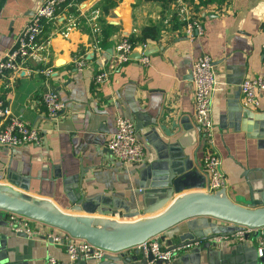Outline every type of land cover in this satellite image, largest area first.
<instances>
[{"label":"crops","instance_id":"obj_1","mask_svg":"<svg viewBox=\"0 0 264 264\" xmlns=\"http://www.w3.org/2000/svg\"><path fill=\"white\" fill-rule=\"evenodd\" d=\"M204 1V2H203ZM42 0H0V55L7 50L32 11ZM57 9L56 17L42 30L49 37L51 75L44 77L39 66L0 80V98L11 116L37 127L38 144L5 147L0 145V183L26 181L27 193L46 198L63 211L70 200L81 197L76 213L118 220L143 216L144 187L158 184L168 147L173 144L191 160L195 180L205 184L200 164L204 143L192 117L190 66L199 55L211 59L216 87L210 99L213 146L221 159L227 195L243 194L245 182L263 178L264 169V91L257 106L240 105L239 83L245 78L264 76L261 48L264 43V0H173L162 3L145 0H73ZM185 3L201 25V33L186 37L176 10ZM77 4V5H76ZM97 8L99 51L92 47V35L81 18L77 28L62 36L55 30L76 14V8ZM152 29L145 38L148 65L137 57L112 67L108 79L98 85L92 76L108 69L113 44L123 36H139L142 28ZM139 43V42H137ZM135 43V44H137ZM134 54L138 49H134ZM83 55L85 66L73 67L72 58ZM54 90L64 103L55 119H48L38 100L42 91ZM132 120L144 160L121 166L105 147L114 130V117ZM149 120L165 127L175 121L179 131L166 136L157 127L142 126ZM175 132V129H172ZM181 137V145L175 144ZM175 194L173 193L172 196ZM264 200V196H263ZM38 224V223H36ZM241 241L233 238V227L208 217L179 222L155 237L163 247L178 237L193 233H221L225 239L198 258L187 257L189 248L175 250L171 264H253L264 262V227ZM60 235L61 230L55 229ZM162 236V240H160ZM211 241V240H210ZM189 247V246H188ZM261 247V255L257 248ZM215 253H217L215 255ZM47 256L59 264H69L63 243L41 236L18 237L0 219V264H45ZM96 260L86 264H94ZM166 264V263H161ZM264 264V263H263Z\"/></svg>","mask_w":264,"mask_h":264},{"label":"built area","instance_id":"obj_2","mask_svg":"<svg viewBox=\"0 0 264 264\" xmlns=\"http://www.w3.org/2000/svg\"><path fill=\"white\" fill-rule=\"evenodd\" d=\"M72 1L42 0L24 22L12 45L0 55V80L10 73L24 70L29 64L38 65V72L46 77L45 79L51 75L52 67L48 64L50 54L49 37L43 39L41 33L43 27L55 19L57 9L64 5L74 4ZM175 12L177 20L184 25L183 32L186 37L191 38L193 35L201 33L199 20L185 3H181ZM99 15L100 12L97 8L83 11L82 8L77 7L76 14L68 16L55 30V33L62 36L67 35L79 26L82 18L88 25L92 35V47L99 51L97 44L100 33L97 24ZM136 48L139 53L137 62L143 67L147 66L149 61L145 42L135 44L129 41L126 36H123L111 48V63L108 69H101L92 76L93 84L98 85L105 82L113 70L112 67H117L131 59L130 53ZM72 64L75 69L81 70L85 66L84 56L77 55L73 57ZM261 65L264 67V43L261 48ZM189 73L192 87V117L199 128L204 143V151L200 160L206 175L204 190L212 192L225 188V179L221 170V159L213 146L214 127L210 117V99L216 87V82L213 76L211 59L204 54L197 56L190 66ZM238 89L241 95V107H256L258 95L264 91V76L245 78L239 83ZM38 100L48 119H55L64 109V103L58 98L54 90L42 91L38 94ZM113 123L114 130L105 141L106 149L121 166H133L142 163L144 160L143 148L141 142L137 139L132 120L125 116L116 115ZM39 140L40 135L37 127L11 116L8 105L0 98V145L12 148L38 144ZM2 218L14 234L23 233L27 237L41 236L53 243H63L70 261L78 257L98 260L105 252L83 239L72 238L63 231V235H60L51 226L43 223H33L32 220L12 212L4 211ZM255 232L256 229L242 227L235 230L231 236L237 241H241L243 237ZM225 238L227 237L216 236L214 240L219 242ZM260 243L263 244L264 239ZM137 247L141 249L149 248L153 258L152 261L160 259L166 264H171L175 251L161 246L155 237L146 240ZM257 252L261 255V247L257 248ZM45 264L59 263L53 257L47 256Z\"/></svg>","mask_w":264,"mask_h":264},{"label":"water","instance_id":"obj_3","mask_svg":"<svg viewBox=\"0 0 264 264\" xmlns=\"http://www.w3.org/2000/svg\"><path fill=\"white\" fill-rule=\"evenodd\" d=\"M135 56L138 58L139 53H130V58ZM142 126L154 129L157 127L166 136H172L179 131L175 121L168 127L151 120ZM139 128L140 126H136L135 130ZM180 138L177 137L175 141L178 146L181 145ZM168 150L169 156L164 158L158 173L159 183L141 189L143 216L132 220H118L76 213L80 208L81 197L71 199L70 210L63 211L46 198L28 194L26 181L17 184L8 180L10 184L0 183V219L4 211H8L61 230L72 238L83 239L105 251L94 264L165 263L160 259L152 261L149 248L141 249L137 246L166 232L181 221L196 217H208L230 224L233 231L242 227L256 229L254 236L258 239V230L264 227V177L258 179V176L255 180L245 182V188L242 189L245 196L230 197L225 188L208 192L204 190L202 181L195 180V168L189 157L174 144ZM261 172L264 174V169ZM16 236L26 237L23 233ZM216 236L225 235L212 232L201 236L193 233L182 235L176 243L168 244L166 249L182 250L186 246L189 250L184 255L196 260L201 251L209 255L210 248H218V242L214 240ZM92 260L78 257L69 264H86ZM263 263L259 260L253 264Z\"/></svg>","mask_w":264,"mask_h":264},{"label":"trees","instance_id":"obj_4","mask_svg":"<svg viewBox=\"0 0 264 264\" xmlns=\"http://www.w3.org/2000/svg\"><path fill=\"white\" fill-rule=\"evenodd\" d=\"M145 1H159V2H162V3H167V2H171L173 0H145ZM206 1H210V0H205V2ZM152 32H153L152 29L144 27V28L141 29L140 35L138 37L130 35V36H127V38L132 43L143 42L145 38H147V37L150 38L152 36L151 35Z\"/></svg>","mask_w":264,"mask_h":264},{"label":"rangeland","instance_id":"obj_5","mask_svg":"<svg viewBox=\"0 0 264 264\" xmlns=\"http://www.w3.org/2000/svg\"><path fill=\"white\" fill-rule=\"evenodd\" d=\"M33 223H40V222H35V221H33Z\"/></svg>","mask_w":264,"mask_h":264}]
</instances>
